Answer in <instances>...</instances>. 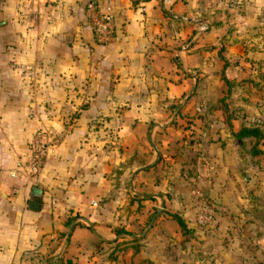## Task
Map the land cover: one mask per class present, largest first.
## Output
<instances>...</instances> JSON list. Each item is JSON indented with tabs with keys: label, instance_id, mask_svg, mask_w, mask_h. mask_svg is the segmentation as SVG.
Masks as SVG:
<instances>
[{
	"label": "crops",
	"instance_id": "1",
	"mask_svg": "<svg viewBox=\"0 0 264 264\" xmlns=\"http://www.w3.org/2000/svg\"><path fill=\"white\" fill-rule=\"evenodd\" d=\"M86 1L0 0V264H264V91L233 83L261 73L264 21L247 0H110L99 43ZM36 128L58 140L10 175Z\"/></svg>",
	"mask_w": 264,
	"mask_h": 264
},
{
	"label": "built area",
	"instance_id": "2",
	"mask_svg": "<svg viewBox=\"0 0 264 264\" xmlns=\"http://www.w3.org/2000/svg\"><path fill=\"white\" fill-rule=\"evenodd\" d=\"M84 13L95 41L107 43L118 37L110 0H88L84 5ZM205 27V24H200L197 29L204 30ZM57 140L58 136H50L46 130L36 128L28 142L25 160L17 161L14 170L10 171L9 174L14 175L17 170L23 171L24 175L27 176L36 174L42 166L48 144ZM187 178L190 183V194L197 200L193 220L197 224H207L213 220V212L204 198L198 180L194 176Z\"/></svg>",
	"mask_w": 264,
	"mask_h": 264
},
{
	"label": "rangeland",
	"instance_id": "3",
	"mask_svg": "<svg viewBox=\"0 0 264 264\" xmlns=\"http://www.w3.org/2000/svg\"><path fill=\"white\" fill-rule=\"evenodd\" d=\"M232 1L234 2V4L237 5V6H235V9L237 10V12H240V8H241L239 5L240 1H238V0H232ZM247 1H248V5H249V8L248 7L247 8L249 9L250 12L255 13V17H256L257 21L259 22L258 28L256 30H260L259 27H261L260 25L264 21V0H247ZM243 8H246V7L243 6ZM263 25H264V22H263ZM258 38H260L258 44H259V46H261L262 45V37H258ZM248 46L250 48L252 45H248ZM246 62L253 67L261 68V70H260L261 73L254 75V77L257 79H256V81H253V79H251V77H250V73L244 72L243 74L238 75L237 79L233 80V83L234 82H242V84L244 83V84L250 85L252 83L254 84L255 82H256V84L261 82L260 83L261 85H259V90L257 89L258 88L257 85H255V84L251 85V87H255L254 88L255 91H252V93L255 95V97H257L258 95H262L263 91H264L263 90L264 89V87H263L264 86V59L255 60L254 64H252L253 62H251L250 60H246ZM247 63H246V65H243L246 68L248 66ZM260 87H263V88H260ZM243 92L237 91L236 95L240 96V94ZM257 158H258L257 164L259 165L260 163H262V160L260 161L259 157H257ZM261 158H263V157H261ZM176 240H181V237L178 235ZM163 253L166 254L165 258L159 257L160 259H158V262L155 264H158V263L159 264H172L173 261L169 260V256H170V258H172V255H174L175 252L174 251L168 252V250H165V252H163ZM207 254H208V256H207V258H205ZM207 254L202 253L204 260H201V263L202 264H215V263H213V258L210 259V256H209L210 253L207 252ZM194 258H195V255H194ZM163 261H168V262L163 263Z\"/></svg>",
	"mask_w": 264,
	"mask_h": 264
},
{
	"label": "trees",
	"instance_id": "4",
	"mask_svg": "<svg viewBox=\"0 0 264 264\" xmlns=\"http://www.w3.org/2000/svg\"><path fill=\"white\" fill-rule=\"evenodd\" d=\"M237 135L238 136L252 135L255 138L261 137V133L257 127H246V126L240 127V129L237 131ZM172 216L175 218L178 225L182 227L183 221L181 220V218L176 214H172Z\"/></svg>",
	"mask_w": 264,
	"mask_h": 264
},
{
	"label": "water",
	"instance_id": "5",
	"mask_svg": "<svg viewBox=\"0 0 264 264\" xmlns=\"http://www.w3.org/2000/svg\"><path fill=\"white\" fill-rule=\"evenodd\" d=\"M27 205L30 208H37L38 205H39V201L37 199H35V198H30V199H28Z\"/></svg>",
	"mask_w": 264,
	"mask_h": 264
}]
</instances>
